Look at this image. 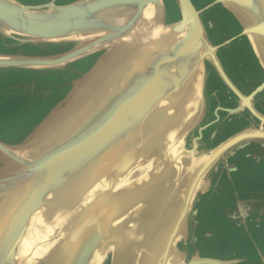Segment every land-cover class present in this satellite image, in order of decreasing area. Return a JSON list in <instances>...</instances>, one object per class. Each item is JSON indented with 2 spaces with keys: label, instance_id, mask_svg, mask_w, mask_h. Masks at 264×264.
I'll use <instances>...</instances> for the list:
<instances>
[{
  "label": "water",
  "instance_id": "95a60500",
  "mask_svg": "<svg viewBox=\"0 0 264 264\" xmlns=\"http://www.w3.org/2000/svg\"><path fill=\"white\" fill-rule=\"evenodd\" d=\"M41 1L0 0V264H264V0Z\"/></svg>",
  "mask_w": 264,
  "mask_h": 264
},
{
  "label": "rangeland",
  "instance_id": "374dc122",
  "mask_svg": "<svg viewBox=\"0 0 264 264\" xmlns=\"http://www.w3.org/2000/svg\"><path fill=\"white\" fill-rule=\"evenodd\" d=\"M25 1L26 3H40L42 2L41 0H23ZM211 1V0H209ZM24 3V2H23ZM213 5V4H212ZM217 12L215 14L212 13V15L210 16H213L214 20H215V16L217 15H221V17H224L225 18V21L227 23V25H230L231 26V32H230V35H225V38L226 37H233L232 35H235L237 34V31H238V27L236 26V24L234 23V21L231 19V17L229 15H227V12H225L223 9H221L219 6L217 7ZM208 15H205V17H208ZM216 21V20H215ZM204 23L207 25V19L204 20ZM209 25V24H208ZM219 28H221V25L219 26ZM216 27L215 29V32H217V30L219 29ZM219 31H221L219 29ZM236 197H230L231 200H234ZM239 198V197H237ZM207 224L210 225L211 227L209 228V230L211 232H214L216 228H218L220 225L218 224V219L217 218H208L207 219ZM239 235H241V233H239ZM228 242L230 243V241L228 240ZM209 245L212 246L211 249H213V252H220L222 251V245L224 247V249H226V247H229L228 246V243H225L223 240H220V238H218V235H214V237H212L211 239V242H209Z\"/></svg>",
  "mask_w": 264,
  "mask_h": 264
},
{
  "label": "crops",
  "instance_id": "0c3cea01",
  "mask_svg": "<svg viewBox=\"0 0 264 264\" xmlns=\"http://www.w3.org/2000/svg\"><path fill=\"white\" fill-rule=\"evenodd\" d=\"M258 168H259V165L255 164V169L251 173L253 175V177L250 178L249 181H247V179L244 180V176L242 175L239 178V184L247 183V184H249V185H251V186H253L255 188V181H260L259 184H262L263 187H264V174L260 175V172L264 173V170L258 171Z\"/></svg>",
  "mask_w": 264,
  "mask_h": 264
}]
</instances>
